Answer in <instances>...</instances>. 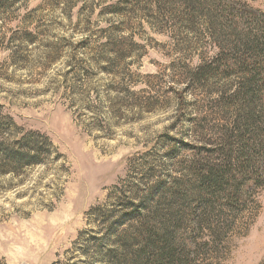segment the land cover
<instances>
[{
  "label": "rangeland",
  "instance_id": "374dc122",
  "mask_svg": "<svg viewBox=\"0 0 264 264\" xmlns=\"http://www.w3.org/2000/svg\"><path fill=\"white\" fill-rule=\"evenodd\" d=\"M263 36L264 0H0L1 111L53 146L0 173V264H106L96 209L149 180L162 264H264Z\"/></svg>",
  "mask_w": 264,
  "mask_h": 264
},
{
  "label": "trees",
  "instance_id": "16d2710c",
  "mask_svg": "<svg viewBox=\"0 0 264 264\" xmlns=\"http://www.w3.org/2000/svg\"><path fill=\"white\" fill-rule=\"evenodd\" d=\"M258 68L264 69V59L258 63ZM52 150V143L47 136L22 130L13 118L0 108L1 174H15L29 166L46 162ZM240 170L237 168L235 172L238 171L243 177L250 174L248 171ZM227 173L229 172L222 169L194 171L196 181L201 183V191L207 194L213 190H216V193L217 190L225 189L230 183ZM230 173H233V169ZM250 179L254 181L255 176H251ZM149 181L143 196H140L141 192H144L140 185L134 184V187L129 188L122 183L114 188L116 195L118 194V205L96 209L109 237L107 243L110 246L104 247L106 252L102 256L106 264H162L172 256L170 250H174L172 241L174 223L164 222L158 210L164 196V192L160 191L163 182ZM144 195L150 202L144 204ZM111 235L115 236L114 240L110 239ZM102 241L103 239H98V242Z\"/></svg>",
  "mask_w": 264,
  "mask_h": 264
}]
</instances>
